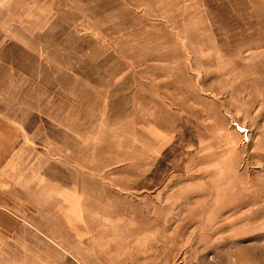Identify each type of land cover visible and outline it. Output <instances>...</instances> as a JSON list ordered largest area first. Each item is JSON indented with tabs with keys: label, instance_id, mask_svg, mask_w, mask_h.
I'll use <instances>...</instances> for the list:
<instances>
[{
	"label": "rangeland",
	"instance_id": "1",
	"mask_svg": "<svg viewBox=\"0 0 264 264\" xmlns=\"http://www.w3.org/2000/svg\"><path fill=\"white\" fill-rule=\"evenodd\" d=\"M32 3L0 264H264V0Z\"/></svg>",
	"mask_w": 264,
	"mask_h": 264
},
{
	"label": "crops",
	"instance_id": "2",
	"mask_svg": "<svg viewBox=\"0 0 264 264\" xmlns=\"http://www.w3.org/2000/svg\"><path fill=\"white\" fill-rule=\"evenodd\" d=\"M31 1L33 2V0H0V40L2 39L3 41L6 39L5 37L2 38V35L10 27H17L28 23L27 19L32 14L30 10L35 7V3ZM22 135L18 126L0 116V172L5 168L8 157L18 147L17 145L20 143ZM9 222L11 224V221ZM8 227L10 228L11 226ZM8 227L4 228L5 230L0 228L6 231Z\"/></svg>",
	"mask_w": 264,
	"mask_h": 264
}]
</instances>
